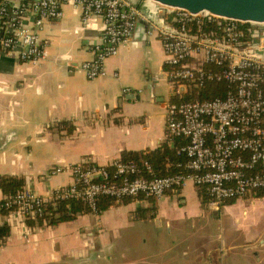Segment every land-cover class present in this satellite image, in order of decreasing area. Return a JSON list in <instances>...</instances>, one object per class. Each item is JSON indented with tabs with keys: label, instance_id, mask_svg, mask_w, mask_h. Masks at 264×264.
Masks as SVG:
<instances>
[{
	"label": "crops",
	"instance_id": "0c3cea01",
	"mask_svg": "<svg viewBox=\"0 0 264 264\" xmlns=\"http://www.w3.org/2000/svg\"><path fill=\"white\" fill-rule=\"evenodd\" d=\"M104 28L100 18L83 25L66 6L63 18L41 33L48 54L41 66L22 63L17 53L1 57L0 177L21 178L25 190L46 197L72 184L69 174L50 175L55 168L110 166L137 154L167 170L176 159L186 141L169 137L167 105L180 92L161 39L139 22L107 60V77L88 80L81 67L93 59L90 48ZM210 202L206 189L189 183L158 201L140 198L78 215L71 222L81 220L83 231L61 256L66 264H264V190L219 208ZM5 224L11 234L0 247V264H39L43 246L56 248L40 232L52 234L63 223L26 234L18 216L0 213ZM131 227L141 234L127 235ZM116 231L121 235L112 236Z\"/></svg>",
	"mask_w": 264,
	"mask_h": 264
},
{
	"label": "built area",
	"instance_id": "2783aa9c",
	"mask_svg": "<svg viewBox=\"0 0 264 264\" xmlns=\"http://www.w3.org/2000/svg\"><path fill=\"white\" fill-rule=\"evenodd\" d=\"M66 6L80 13L83 25L99 18L104 22L103 33L90 48L93 59L81 67L88 80L107 77V60L117 56L142 21L161 39L179 95L182 89L186 93L207 83L225 84L227 94L167 105L169 137L187 141L177 151L186 159L178 166L181 173L160 178L148 162L123 160L110 166L83 162L55 168L50 175L72 177L69 187L46 197L25 190L11 198L8 206L16 207L11 215L18 216L26 234L36 230L27 221L42 217L46 204L57 200H79L97 214L101 198L116 203L158 201L192 183L206 189L214 209L264 190V25L208 13L191 15L152 0H0V66L8 53H17L22 63L41 66L48 58L41 33L47 23L63 18ZM245 25L250 26L247 41ZM206 27L217 32L207 33Z\"/></svg>",
	"mask_w": 264,
	"mask_h": 264
},
{
	"label": "trees",
	"instance_id": "16d2710c",
	"mask_svg": "<svg viewBox=\"0 0 264 264\" xmlns=\"http://www.w3.org/2000/svg\"><path fill=\"white\" fill-rule=\"evenodd\" d=\"M168 18H171L169 16ZM250 28L249 25H245L244 29L246 31L245 41L250 40L249 33L247 32ZM207 33L217 32L213 27L205 28ZM218 35H220L218 33ZM227 92V87L225 84L218 83H207L203 88L192 87L188 92L179 95V101L176 103H189L194 101H209L215 98H225ZM177 141V140H176ZM176 143V142H175ZM187 143V141L185 142ZM183 143V145L185 144ZM177 156V154H176ZM124 162L133 163L141 165L144 162H148L155 170V175L157 177H168L181 173L183 170L177 167L178 163H181V156H177L175 160L170 162V167L167 170H159L151 155H137V154H125ZM0 190L3 193V200L0 202V213L4 216L10 215L15 209V206H8L11 202V198L17 194L25 191V182L21 178L11 177V176H1L0 177ZM132 200H125L121 202L122 204L130 202ZM118 204L114 200L109 198H101L98 201V212L97 215L101 213L102 210L109 208L112 205ZM42 217L36 218V220H28L27 225L29 228L38 227L39 229H45L53 226H57L62 223L74 221L78 215H85L94 212L84 205L79 200H57L53 202H48L43 208ZM11 234V228L9 225L5 224L0 226V247L4 245V241Z\"/></svg>",
	"mask_w": 264,
	"mask_h": 264
},
{
	"label": "water",
	"instance_id": "95a60500",
	"mask_svg": "<svg viewBox=\"0 0 264 264\" xmlns=\"http://www.w3.org/2000/svg\"><path fill=\"white\" fill-rule=\"evenodd\" d=\"M133 4L137 0H129ZM154 3L191 15L208 13L241 24L264 25V0H152Z\"/></svg>",
	"mask_w": 264,
	"mask_h": 264
},
{
	"label": "rangeland",
	"instance_id": "374dc122",
	"mask_svg": "<svg viewBox=\"0 0 264 264\" xmlns=\"http://www.w3.org/2000/svg\"><path fill=\"white\" fill-rule=\"evenodd\" d=\"M89 218L95 220V217L92 214L89 215ZM53 231L54 233L52 234L40 232L42 236L48 239V242L46 244L48 245L50 243L51 245V242L54 240L56 248H53L51 246H43L41 248L43 254L37 259L38 261H40L39 264H66L68 260L66 258H62L61 251L68 249L70 239L73 235L82 233V221L78 220L75 222L63 223L60 228H55ZM126 234L130 236H137L141 234V231L139 229L131 227L127 229ZM111 235H121V233L116 231L111 232ZM54 251L55 253L51 255V253ZM56 253L59 256V261L55 263L54 261L56 260ZM70 263L72 262L69 261V264Z\"/></svg>",
	"mask_w": 264,
	"mask_h": 264
}]
</instances>
